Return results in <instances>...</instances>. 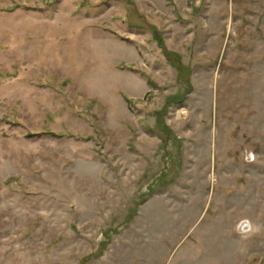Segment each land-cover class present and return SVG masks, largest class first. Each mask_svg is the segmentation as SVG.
I'll return each mask as SVG.
<instances>
[{"label":"rangeland","instance_id":"rangeland-1","mask_svg":"<svg viewBox=\"0 0 264 264\" xmlns=\"http://www.w3.org/2000/svg\"><path fill=\"white\" fill-rule=\"evenodd\" d=\"M0 264H264V0H0Z\"/></svg>","mask_w":264,"mask_h":264},{"label":"trees","instance_id":"trees-1","mask_svg":"<svg viewBox=\"0 0 264 264\" xmlns=\"http://www.w3.org/2000/svg\"><path fill=\"white\" fill-rule=\"evenodd\" d=\"M151 28L153 30V34H154V37L153 38H154V40L157 41L159 47L162 49V52L165 54L166 58H168V59L171 60V58H172V56H174V54L172 52H170V51L167 50V48L165 46V43H164L162 37L159 35L157 29L155 27H151ZM187 94H188V92L186 94H180V95H176V96L172 97V99L170 100L169 104H171L172 101L179 102L180 100H184L186 98ZM127 101L128 102H131L130 99H127ZM52 134L55 135L54 133H52ZM104 246H106V244ZM99 255H101V254H99Z\"/></svg>","mask_w":264,"mask_h":264}]
</instances>
